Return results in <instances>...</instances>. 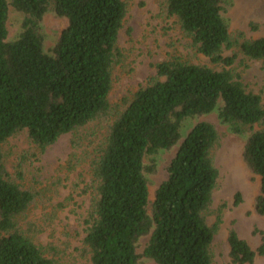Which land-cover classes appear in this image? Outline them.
Returning <instances> with one entry per match:
<instances>
[{
    "label": "trees",
    "instance_id": "16d2710c",
    "mask_svg": "<svg viewBox=\"0 0 264 264\" xmlns=\"http://www.w3.org/2000/svg\"><path fill=\"white\" fill-rule=\"evenodd\" d=\"M229 2L166 0L164 12L222 69L178 57L160 61L147 85L124 100L125 108L116 113L89 163L96 191L85 219L84 253L90 264H143L142 256L157 264H213L212 244L222 220L219 214L209 225L207 215L219 177L213 149L220 137L212 123L202 120L185 132L189 119L216 113L221 124L243 138V162L260 177L254 211L264 216L262 96L247 91L233 73L236 54L223 53L238 48L264 62V36L246 39L241 33L233 39L225 17ZM11 9L22 17L15 38L9 35ZM49 11L66 25L46 47L42 23ZM126 13L125 0H0V264H60L20 226L36 192L8 172L3 145L25 132L44 152L60 136L110 116ZM175 147L168 177L149 212L158 155ZM235 202H242L240 193ZM228 244L234 264H253L257 255L264 256V238L253 248L234 228Z\"/></svg>",
    "mask_w": 264,
    "mask_h": 264
},
{
    "label": "rangeland",
    "instance_id": "374dc122",
    "mask_svg": "<svg viewBox=\"0 0 264 264\" xmlns=\"http://www.w3.org/2000/svg\"><path fill=\"white\" fill-rule=\"evenodd\" d=\"M229 1L231 5L225 17L232 38L241 33L246 39L264 36V0ZM125 2L127 13L118 39L122 58L113 68L110 116L60 136L44 152L32 144L25 132L17 133L3 145L8 172L25 188L36 192L35 201L20 217V226L46 256L54 257L60 264H90L89 255L84 253L85 219L96 191L89 163L100 149L116 113L125 108L124 100L147 85L156 73V63L160 61L178 57L215 70L222 69V65L213 64L209 57L194 47L192 39L183 32L176 18L164 12L166 0ZM21 19L17 11L10 10L11 38L20 31ZM42 24L48 47L66 22L49 11ZM223 53L236 54L231 66L233 73L239 75L247 91L260 94L264 104V62L245 57L238 48H225ZM201 120L212 123L220 137L213 149L219 177L207 215L209 225L217 221L219 214L222 220L212 244L213 264H234L229 257L228 232L231 228L253 248L260 246L264 238V216L256 214L253 206L260 192V177L250 173L243 162V138L221 124L216 113L189 119L185 122L184 131L188 132ZM176 152L177 147L158 155V171L150 176L149 212L157 188L168 177L167 167ZM237 193L242 197L238 204L235 202ZM147 241L148 237L141 240L138 252H143ZM141 261L143 264H157L144 256ZM253 264H264V256L257 255Z\"/></svg>",
    "mask_w": 264,
    "mask_h": 264
}]
</instances>
